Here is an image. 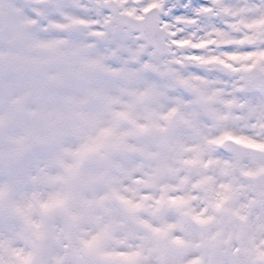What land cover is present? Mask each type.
I'll return each mask as SVG.
<instances>
[{"label":"snow or ice","instance_id":"1","mask_svg":"<svg viewBox=\"0 0 264 264\" xmlns=\"http://www.w3.org/2000/svg\"><path fill=\"white\" fill-rule=\"evenodd\" d=\"M0 264H264V0H0Z\"/></svg>","mask_w":264,"mask_h":264}]
</instances>
